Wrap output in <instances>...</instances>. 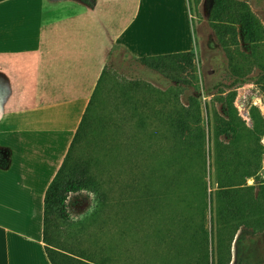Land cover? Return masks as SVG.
I'll list each match as a JSON object with an SVG mask.
<instances>
[{"label":"rangeland","instance_id":"374dc122","mask_svg":"<svg viewBox=\"0 0 264 264\" xmlns=\"http://www.w3.org/2000/svg\"><path fill=\"white\" fill-rule=\"evenodd\" d=\"M133 1L127 6L125 0V7L130 12L139 8L140 15L133 17L130 29L137 25L144 34L145 20L156 19L157 9L165 8V18L179 21L178 0ZM247 2L264 25V0ZM213 3L199 0L191 8L195 49L190 65L167 60L165 66L151 69L124 49L113 48L74 149L77 160L89 165L99 194L82 190L69 195L70 221L50 218V246L99 264H196L206 251L215 253L227 237V229H217L211 220L209 196L217 188V175L212 162L215 138L205 103L211 112L223 115L220 98L228 90L220 87L205 95V88L218 80L228 83L234 75L209 20ZM237 31L236 48L250 52ZM260 50L264 56V45ZM246 78L231 90L237 115L249 126L252 106L264 117V97L256 80L263 81L262 67L254 65ZM196 110L204 129L202 145L189 138V129L197 123L187 112ZM219 140L227 146L224 137ZM260 143L264 147V133ZM254 147L253 136L243 130L228 150L244 168L250 165ZM259 180L246 178L245 184L254 186L253 194L264 182V154ZM238 260L264 264V225L250 220L240 226L231 244L230 264Z\"/></svg>","mask_w":264,"mask_h":264},{"label":"crops","instance_id":"0c3cea01","mask_svg":"<svg viewBox=\"0 0 264 264\" xmlns=\"http://www.w3.org/2000/svg\"><path fill=\"white\" fill-rule=\"evenodd\" d=\"M92 1L0 0V264H51L45 190L113 48L132 57L195 49L188 0L175 23L154 10L144 34L130 29L139 8Z\"/></svg>","mask_w":264,"mask_h":264},{"label":"trees","instance_id":"16d2710c","mask_svg":"<svg viewBox=\"0 0 264 264\" xmlns=\"http://www.w3.org/2000/svg\"><path fill=\"white\" fill-rule=\"evenodd\" d=\"M80 1L89 6H93L92 0ZM198 2L199 0H193V4H191V0H188L190 13L191 8L196 7ZM209 20L218 41L225 49L228 58V71L234 75L233 79L228 83L218 80L215 83L207 84L205 88V95L214 93L220 87L228 90L226 97L220 98L224 99L222 106L223 115L215 111L211 112L208 104L205 103L206 115L209 119L207 123L209 122L212 125L213 137L215 138V142L213 143L214 158L212 162L217 175L215 181L217 188L213 192H210L209 196L211 220L213 221L214 219L217 229H227L228 234L218 244L215 253L212 251L211 254L209 251H206L202 258H197L196 264H230L231 244L240 226L248 223L250 220L257 226L261 227L264 225V182L258 183L259 187H257V191L254 194L252 193L254 186L245 184L246 178L250 176L260 181L259 170L262 167L264 154V147L260 143V136L264 133V117L258 107L252 106L249 110V117L252 124L249 126L246 125L239 118L233 106L235 92L231 90L237 83L247 79L246 76L252 67L258 64L263 70V81L259 80V78H256V80L260 85L261 93L264 97V56L261 55L262 50H260V46L264 45V25L252 11L247 0H214ZM237 29H240L242 33V41L251 46L250 52H240L236 48L239 45V32ZM134 58L142 65L151 69H158L161 66H165L167 60H171V62L183 67L192 63L193 51ZM105 69H103L94 93L99 87L103 74L106 71ZM223 71L225 72V69ZM93 95L73 135L64 158L49 182L44 194L43 242L45 243V252L51 264H99L92 262L82 255L67 253L50 246L48 236L50 232V218L52 216L63 222L70 221L67 212V202L70 194L82 190L91 191L95 195L99 194L97 181L90 173L89 165L86 162L77 160L74 155L75 146L87 126L86 113L92 102ZM187 113H190V116L197 123V125L189 129V138H191L193 144L202 145L204 129L198 124L200 112L196 110ZM243 130H248L249 135L253 136L255 147L250 152V159H248L251 161L249 163L250 165L241 168V163L235 159L233 153L229 152L228 147L230 148L231 143L240 136V132ZM179 133L181 134V132ZM220 137H224L227 140V146L219 140ZM238 155L241 157L240 153ZM240 236L241 234H238L236 242ZM55 255L59 258L58 260L55 258ZM232 264H241V261L238 260L236 263L234 261Z\"/></svg>","mask_w":264,"mask_h":264}]
</instances>
